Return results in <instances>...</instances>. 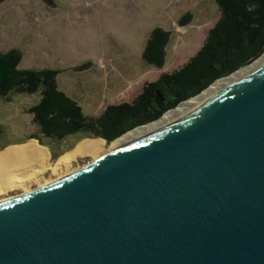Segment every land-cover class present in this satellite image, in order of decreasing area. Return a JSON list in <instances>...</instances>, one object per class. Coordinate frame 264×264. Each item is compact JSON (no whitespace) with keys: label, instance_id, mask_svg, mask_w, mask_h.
Listing matches in <instances>:
<instances>
[{"label":"water","instance_id":"water-1","mask_svg":"<svg viewBox=\"0 0 264 264\" xmlns=\"http://www.w3.org/2000/svg\"><path fill=\"white\" fill-rule=\"evenodd\" d=\"M9 199L0 264H264V65L168 129Z\"/></svg>","mask_w":264,"mask_h":264},{"label":"rangeland","instance_id":"rangeland-1","mask_svg":"<svg viewBox=\"0 0 264 264\" xmlns=\"http://www.w3.org/2000/svg\"><path fill=\"white\" fill-rule=\"evenodd\" d=\"M187 14L189 22L180 26ZM219 18L212 0H6L0 5V51H19L21 69L58 70V90L76 102L85 116L98 117L108 105L132 103L145 84L185 65ZM155 28L170 34L161 68L142 60ZM22 97L0 99V148L24 141L36 127L27 108L38 103L39 94L25 96L32 104ZM78 136L67 137L64 146H74ZM30 140L46 148L35 138L26 143ZM46 141L51 149L59 148L55 141ZM108 146L105 142L101 152L76 157L56 171L52 168L58 159H51L46 162L50 170L27 182L34 181L31 186L14 190L13 196L93 163L105 155ZM51 149L47 152L52 156Z\"/></svg>","mask_w":264,"mask_h":264},{"label":"trees","instance_id":"trees-1","mask_svg":"<svg viewBox=\"0 0 264 264\" xmlns=\"http://www.w3.org/2000/svg\"><path fill=\"white\" fill-rule=\"evenodd\" d=\"M5 1L0 0V5ZM212 1L220 18L209 30L200 50L180 69L145 84L132 103L108 105L98 117H87L76 102L58 90V70L21 69L17 50L0 51V99L9 101L17 95L40 94L38 103L27 112L44 139L61 142L77 134L110 144L138 126L155 123L168 110L197 96L216 80L252 64L263 54L264 0ZM190 18L185 15L179 25H186ZM169 38V32L153 29L142 60L161 68ZM33 138L43 145L41 138Z\"/></svg>","mask_w":264,"mask_h":264},{"label":"bare ground","instance_id":"bare-ground-1","mask_svg":"<svg viewBox=\"0 0 264 264\" xmlns=\"http://www.w3.org/2000/svg\"><path fill=\"white\" fill-rule=\"evenodd\" d=\"M263 65L264 53L251 65L234 72L230 76L226 77V79L223 78V80L220 79L214 82L209 88L195 98L186 100L178 105L174 110L165 113L163 117L155 121V123L152 122V124L149 123L150 125L146 124L144 127H137L127 132L117 140L111 142L105 151V155L113 151H118L134 142L168 129L169 127L175 125L185 115L234 87ZM104 147V141H91V139H85L72 151L59 157L52 170L56 171L62 169L64 165L70 164L74 159H76V157H92L101 152ZM48 156L47 151L43 147L38 146L35 141L6 148L4 151L0 152V187H2L3 190L4 188L13 189L24 187L25 183L31 181L34 177L42 174L47 169L50 170V165L46 164L49 158ZM69 175L70 174L65 176L60 175L56 180L52 182L49 181L44 185H50L53 182H57L65 177H68ZM38 187H43V184ZM28 192L29 190L25 191V193ZM1 193L2 190L0 189V194ZM3 200L5 199H2L0 202H4Z\"/></svg>","mask_w":264,"mask_h":264},{"label":"crops","instance_id":"crops-1","mask_svg":"<svg viewBox=\"0 0 264 264\" xmlns=\"http://www.w3.org/2000/svg\"><path fill=\"white\" fill-rule=\"evenodd\" d=\"M30 69H33V68H30ZM37 70H41V69H37ZM56 81H57V78H56ZM57 87H58V83H57ZM32 96V95H31ZM22 98H25L26 101H28L30 104H32L31 100L27 99L25 96H23ZM39 99H40V94H39ZM29 103H26L27 105H30ZM32 107V106H31ZM30 108V107H29ZM27 108V110L29 109ZM36 129V130H35ZM34 131H32L31 133L27 134V136L25 137L24 141H21L19 143H12V144H7L5 146H3L2 148H0V152L4 151L6 148H9V147H12V146H17V145H23V144H26V141L33 138V136H38L39 138H41V140L43 141V146L46 147L47 149H51V146H50V143H48L46 140H51V139H44L42 138V136L39 134V131L37 129V127H35ZM37 131V134L36 132ZM32 135V136H30ZM36 139V138H35ZM83 139L85 138H81L80 136L77 137V141L75 143V145L80 142V141H83ZM32 141V140H30ZM34 141V140H33ZM54 141V140H52ZM98 141V140H96ZM25 142V143H24ZM36 142V141H35ZM57 145H59V148H56V149H51V152H52V156L47 152V154L49 155L48 157V161L49 162L51 159L54 161V160H57L59 159V157H61L62 155L70 152L73 148H75V145L74 146H71L70 148H68V146H64V143L66 142V138L61 141V142H57ZM64 142V143H63ZM28 143V142H27ZM105 143V142H104ZM73 147V148H72ZM44 148L46 151L47 149ZM52 162V161H51ZM46 164H49V163H46ZM51 164V163H50ZM69 165V164H68ZM68 165H64L63 168L65 167H68ZM2 188V187H1ZM3 189V188H2Z\"/></svg>","mask_w":264,"mask_h":264},{"label":"flooded vegetation","instance_id":"flooded-vegetation-1","mask_svg":"<svg viewBox=\"0 0 264 264\" xmlns=\"http://www.w3.org/2000/svg\"><path fill=\"white\" fill-rule=\"evenodd\" d=\"M47 170H49V169H47ZM50 172V171H49ZM47 175V173L45 172L43 175H41L40 177H41V179H43V178H45V176ZM48 182V181H47ZM34 183V181L33 182H31V183H26L25 185H27V186H31L30 184H33ZM1 190H2V193L0 194V201L2 200V199H9V198H12V197H15V196H13L14 194V190L15 189H17V188H13V189H9V188H4V190L2 189V188H0ZM33 189H35V188H33ZM32 189V190H33ZM30 191V190H29ZM24 191H21L20 192V194L19 195H21L22 193H23ZM25 193V192H24Z\"/></svg>","mask_w":264,"mask_h":264}]
</instances>
